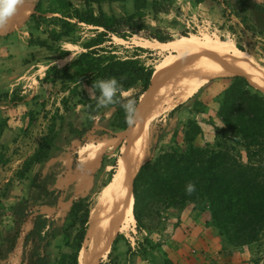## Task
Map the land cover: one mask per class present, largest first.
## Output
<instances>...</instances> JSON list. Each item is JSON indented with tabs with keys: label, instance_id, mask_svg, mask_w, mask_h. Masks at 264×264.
<instances>
[{
	"label": "rangeland",
	"instance_id": "1",
	"mask_svg": "<svg viewBox=\"0 0 264 264\" xmlns=\"http://www.w3.org/2000/svg\"><path fill=\"white\" fill-rule=\"evenodd\" d=\"M256 1L264 3V0ZM75 2L79 3L80 0ZM174 2L173 11L161 13L157 19L151 13L146 17L147 23L153 28L160 27L165 33L170 32L168 34H171L172 38L180 36L181 32L189 31L192 37L218 40L236 48L243 57L250 59L264 76V58L256 57L250 51V44L254 43L256 38L241 23L231 5H226L223 0H205L201 4H196L195 0ZM124 4L123 6L122 3H114V11L119 15L133 11L131 0ZM109 9L107 6L106 10ZM32 13L38 14L36 9L32 10L26 19L0 35V264L29 263L25 235L33 227V218L38 210L47 213L54 220L50 228L64 231L69 225L68 216L74 198L89 196L92 206L100 190L112 178L126 139L122 136V130H111L107 127V121L101 119L102 116L109 118L113 108H106L104 112L97 114L83 137L78 138L71 132V126L83 130L88 122L84 112L85 106L79 100L81 96L86 97L92 93L86 85L80 86L78 92H74V84L64 83L63 74L50 77L49 80L44 79L45 70L55 64L51 56L56 53L39 45H30L31 41L39 37L45 38L50 30L46 22L37 26L31 20ZM46 16L61 17L60 14L50 12L46 13ZM230 25L236 28L237 33L229 29ZM88 28L90 27L85 26L79 33L81 41L92 36L93 33ZM193 28L197 30L195 33L191 31ZM241 30L244 32V38H241ZM142 34L144 33L136 35L143 37ZM238 40L249 50H241L236 44ZM143 43V39L135 35L128 40L113 35L112 41L106 44L116 45L120 56L133 54V45L148 48L149 51L144 52L141 57L154 66L166 54L171 53L169 50L156 49ZM55 45L71 50L66 59L58 61L63 68L83 50L72 42L64 41ZM49 62L52 63L48 65ZM74 71L75 69H70V72ZM215 78V82L204 83L199 90L204 87L198 90L196 95L182 102V106L172 115L171 110L179 104L166 108L151 121V140L145 162L153 161L177 146L180 149L189 148L191 136L195 139L196 146L209 144L212 149L222 151L234 144L237 148L235 154L242 155L243 161H247L246 148L235 142V132L226 126L219 116L222 92L230 80ZM16 82H19L17 93L24 96L23 100L19 101L21 106L6 99L5 91ZM41 152L46 158L42 162L34 161ZM57 190H60V196L55 206L42 205L37 201L40 198H48L46 192L53 193L54 196ZM53 196L50 199H53ZM21 200L24 201L25 210L28 212L25 221H20L14 213V205ZM205 204L204 200L189 201L182 209H169L163 212L162 216L152 212L149 217L144 218L142 230L138 229L137 221H134L130 227L117 232L115 243L100 256L98 264H176V258L169 254L172 250L169 249L168 242H174L184 234L187 237L196 234L197 223L205 222L204 213L207 212L209 217L206 224L212 219L209 206L205 207ZM184 211L190 214L187 216ZM183 218L191 220L184 221ZM78 227L77 224L69 229L71 238L76 236ZM178 227H182V232L178 231ZM17 232L19 237L15 240L13 235ZM212 232L220 239L214 253L220 250L231 255L236 254L237 260L248 264H264V226L256 240L240 245L231 244L225 237L220 236L215 228ZM198 234L202 236L204 233ZM11 242L14 245L12 250ZM128 242L131 243V249ZM82 245V248H89L86 237ZM48 250L52 260L57 259L62 252L70 251L67 237L63 233L51 237ZM183 252V257L193 259L190 263H194L195 258L204 256L206 248L198 249L193 244ZM225 255L223 259L228 257ZM224 262L228 264V261Z\"/></svg>",
	"mask_w": 264,
	"mask_h": 264
},
{
	"label": "trees",
	"instance_id": "2",
	"mask_svg": "<svg viewBox=\"0 0 264 264\" xmlns=\"http://www.w3.org/2000/svg\"><path fill=\"white\" fill-rule=\"evenodd\" d=\"M125 2L127 0H80L79 3L74 0H40L35 7L38 14H31V20L37 26L46 22L50 30L45 38L39 37L31 41L30 45H39L54 51L56 57L71 54V50L55 45L64 41L78 44L83 49L66 67H59L56 63L51 65L44 78L49 80L50 77L63 74L64 83L74 84V92H78L82 85H86L91 91L92 94L81 96L79 100L85 106L88 122L83 130L71 126V132L78 138L83 137L87 127L92 126L93 118L106 108H113L114 111L109 118L102 116L101 119L107 121V127L111 130H122V136L126 138L130 125L121 103L132 99L138 107L142 96L151 85L154 64H148L141 57L144 52L149 51L148 48L133 45V54L120 56L116 45L106 44L112 41L113 35L128 40L136 34L144 33V38L161 42L174 41L189 35V31H184L180 36L172 38L168 34L170 32L165 33L160 27L153 28L147 23L146 17L151 13L157 19L159 14L173 11L174 0H131L133 11L117 14L113 4L122 3L124 6ZM195 2L201 4L205 0ZM105 3L110 6L109 11L104 9ZM223 3L231 5L241 23L256 38L250 44V51L256 57L264 58V3L256 0H223ZM48 12L60 14L61 17L50 18L46 16ZM85 26L90 27L88 29L93 34L81 41L79 33ZM229 29L237 33L233 25ZM191 31L195 33L197 30L193 28ZM240 33H243L241 38H244V32L241 30ZM236 44L241 50H249L239 40ZM72 68L75 69L74 72H70ZM111 77H115L121 84L116 98L119 102L98 107L99 90L92 88L93 83ZM218 78L230 80L222 92L219 116L235 132V142L246 148L247 161H243L242 155L235 154L237 148L234 144L222 151L212 149L209 144L196 146L195 139L191 136L189 148L180 149L177 146L153 161L145 162L133 182V212L139 230L144 228V218L149 217L152 212L162 216L169 209H182L189 201L203 200L206 203L204 206H209L212 217L207 225L217 229L218 234L233 245L256 240L264 226V92L252 86L241 75ZM210 82L215 81L213 79ZM23 98L16 89L10 96V100L16 103ZM182 104L175 106L170 115ZM45 158L41 152L34 161L42 162ZM190 182L195 185V191L191 195L186 193V186ZM55 193L53 196V193L46 192L48 198L37 201L42 205L55 206L60 190ZM51 196L54 198L50 199ZM91 204L89 196L74 198L68 216L69 225L64 231L50 228L54 220L47 213L38 210L33 218V227L25 235L29 251L28 264H81L80 250L87 236ZM25 209L22 200L14 205V213L20 221H25L28 216ZM77 224L79 227L76 236L71 238L69 229ZM61 233L67 237L70 251L62 252L57 259L52 260L48 250L50 238ZM116 236L111 246L115 243ZM13 237L17 240L19 232ZM128 246L131 249L130 242ZM13 248L11 242L10 250Z\"/></svg>",
	"mask_w": 264,
	"mask_h": 264
},
{
	"label": "bare ground",
	"instance_id": "3",
	"mask_svg": "<svg viewBox=\"0 0 264 264\" xmlns=\"http://www.w3.org/2000/svg\"><path fill=\"white\" fill-rule=\"evenodd\" d=\"M24 1L17 5V11ZM135 36L142 38L143 44L171 53L154 66L151 85L137 107L140 118L130 125L117 168L91 206L86 236L89 248H81V264H98L100 256L111 249L117 232L136 221L133 182L149 153L150 124L154 118L166 108L181 104L204 83L219 76L242 75L264 92V76L252 61L238 49L218 40L188 35L161 42Z\"/></svg>",
	"mask_w": 264,
	"mask_h": 264
},
{
	"label": "crops",
	"instance_id": "4",
	"mask_svg": "<svg viewBox=\"0 0 264 264\" xmlns=\"http://www.w3.org/2000/svg\"><path fill=\"white\" fill-rule=\"evenodd\" d=\"M107 6H109V5L106 3L103 4V7L105 10H106ZM69 55H67L65 57H57V58H56V55H53V56H51V58L53 59V61L55 60V62H53V63L58 64L59 60L66 59ZM51 63L52 62H49L48 65H50ZM59 67H61V66L59 65ZM46 71H47V69L45 70V75H46ZM44 78H45V76H44ZM18 86H19V82H16L12 86H10V88H9L10 90L7 89L5 91V93L8 94V97H6V99L10 100V96H11L13 90L16 89ZM17 104L20 105L19 102ZM1 123H4V122H1ZM5 127H4V129H5ZM184 214H186L188 216V214H190V213L187 211H184ZM204 216L206 217L205 222H203V221L198 222L197 223L198 225H196V230H197L196 234H192V235H190V237H187L184 234L181 238H178V240H176L174 242L170 240L168 242V244L170 246L169 249L172 250L171 253L169 252V254H171V257L176 258L175 259V260H177L176 264H178V263L185 264V261H186V264H189L190 261H193V259H191V258L188 259L186 257H183V255H184L183 251L186 248L192 246L193 244L196 247H198V249L199 248L202 249V247L206 248V252L203 254L204 256H202V257L198 256L197 258H195V260H194L195 262L194 263L192 262L193 264H227L226 262H224V260L228 261V264H248L246 262L237 260L236 254H235L236 255L235 256V255H231V253H229V252H220V250L218 252L214 253V251L218 248L217 242L220 241V239L218 236L215 237V235L213 234L212 229L214 227L206 224V220L209 219L207 212L204 213ZM185 220H191V219L186 218V219H184V221ZM183 223H182V225H183ZM181 230H182V227H178V231L182 232ZM198 233H204V234H202V236H201ZM212 237H213V239H211ZM165 247H167V245H165ZM209 248H211V249H209ZM224 253L228 255V257L225 259H223L224 256H226ZM182 262H184V263H182ZM192 263H190V264H192Z\"/></svg>",
	"mask_w": 264,
	"mask_h": 264
},
{
	"label": "clouds",
	"instance_id": "5",
	"mask_svg": "<svg viewBox=\"0 0 264 264\" xmlns=\"http://www.w3.org/2000/svg\"><path fill=\"white\" fill-rule=\"evenodd\" d=\"M20 2L21 0H0V25H4L8 18L17 11V5ZM92 88L99 90V96L97 97L98 107H107L119 102L116 98L121 90V84L115 77L98 80L93 83ZM121 107L127 115V122L129 125H133L136 120L140 118L134 100L127 99L121 103ZM194 191L195 185L191 182L188 183L186 186V193L191 195Z\"/></svg>",
	"mask_w": 264,
	"mask_h": 264
},
{
	"label": "water",
	"instance_id": "6",
	"mask_svg": "<svg viewBox=\"0 0 264 264\" xmlns=\"http://www.w3.org/2000/svg\"><path fill=\"white\" fill-rule=\"evenodd\" d=\"M38 1L39 0H25L20 7V10L16 11L15 14L10 16L4 25H0V35L3 34L7 29L11 28L14 24L24 20L26 14L32 12V10L35 9Z\"/></svg>",
	"mask_w": 264,
	"mask_h": 264
}]
</instances>
